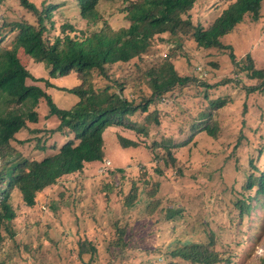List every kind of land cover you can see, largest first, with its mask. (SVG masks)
Listing matches in <instances>:
<instances>
[{"label":"trees","instance_id":"16d2710c","mask_svg":"<svg viewBox=\"0 0 264 264\" xmlns=\"http://www.w3.org/2000/svg\"><path fill=\"white\" fill-rule=\"evenodd\" d=\"M17 1L19 14L32 17L27 20L22 16L0 25V264L7 263L2 257L11 249L10 242L19 237L10 229L16 220L14 195L33 208L67 176L82 173L88 163L103 162L104 135L112 127L137 135L157 159L156 175L159 176L171 167L177 170V175L185 176L186 169H176L180 160L175 153L182 149L188 155L202 139L200 136H205L212 146L220 144L218 152L212 147L205 148L204 157L209 170L219 164L218 170L223 172V177L233 180L226 185L224 196H230L231 221L239 224L233 227L241 228L245 238L240 224L249 219L254 222V216L264 210V145L261 146L264 137L259 135V144H254L259 129L264 131V68L257 67L251 54L245 60H238L232 47L221 40L240 25L245 16L258 20L264 0H218L220 3L215 8H219L220 13L206 28L197 21L196 14L194 17L197 4L204 0H76L80 18L87 23L86 29L65 23L60 27L61 35L56 37L58 26L54 11L66 6L67 2L57 5L56 0ZM102 2H121L123 7L119 15H123L127 26L113 29L98 11ZM100 23L103 26L96 30ZM7 28L9 30L4 32ZM10 36H13L11 43L5 45ZM166 43L175 44L162 58L157 50L160 44ZM184 45L197 50L228 52L239 79L231 77L212 83L197 74L180 75L174 62L184 56L180 52ZM21 52L43 64L49 76L34 78L23 65ZM114 66L121 68L118 74L112 71ZM71 75H76L80 84L72 89H60L78 97L70 110L59 108L41 86L28 85V81L33 80L49 89L55 87L50 80ZM237 86L241 87L236 92L241 96L239 100L227 93ZM192 91L194 95L189 94ZM254 95L261 97L259 114L256 105L253 110L248 107ZM187 97L191 98L189 103L184 102ZM41 100L46 101L50 117L58 119L59 125L54 132L63 135L66 143L55 144L52 150L46 143L37 145L40 155L54 152L39 160L17 150L14 142L16 136L27 129V122H38L36 108ZM234 103L238 104L235 112L240 120L226 127L224 116ZM225 136H230L229 142L224 140ZM118 141L124 149L140 145L137 138L129 139L120 133ZM255 148L260 151L257 159ZM141 177L144 178L140 180L142 184L150 186L147 191L150 202L146 208L152 213L159 182L150 180L145 172H141ZM111 190V185L104 188L106 194ZM140 191L139 185L132 183L129 194L121 197L123 209L132 210L139 203ZM179 214L177 210L167 212L165 221ZM92 219L95 222V218ZM36 225V241L40 247L59 241L47 224ZM114 226L116 230L110 234L108 250L125 253L128 260L136 251L126 244L128 223L121 217ZM247 231L248 235L252 233V229ZM88 234L77 231L74 235L78 238L75 241L78 249L72 253L80 264L85 263L86 255L89 261L98 263V247L93 240H87ZM220 234L215 230H203L199 241L178 245L159 257L168 256L170 261L165 264H244L252 242L235 244L233 248L238 251H233L222 243ZM72 235L64 238L70 239ZM34 251L27 249L30 258L24 262L37 260ZM113 263L111 260L107 264ZM259 264H264V257Z\"/></svg>","mask_w":264,"mask_h":264},{"label":"rangeland","instance_id":"374dc122","mask_svg":"<svg viewBox=\"0 0 264 264\" xmlns=\"http://www.w3.org/2000/svg\"><path fill=\"white\" fill-rule=\"evenodd\" d=\"M220 1L204 0V2L201 1L197 4L194 17L196 14V18H199L197 21L204 28L218 17L220 10L215 6ZM63 2H67L66 6H60L54 11V20L58 26L54 33L55 37L61 35L60 27L65 23L81 30H85L87 25L80 18L75 5L76 0H56L57 5L63 4ZM122 7L121 2H102L98 11L113 29L118 30L127 26L123 15H119ZM19 12L17 0H1L0 25L4 21L19 20L22 16L31 20V15H20ZM21 14L23 13L21 12ZM102 26L103 24L100 23L96 30ZM8 30L9 28L5 29L4 32ZM12 37H9L5 45L11 43ZM221 42L232 47L238 60H245L247 55L251 54L257 62V67L264 68V3L258 20L254 21L251 16H245L243 22L223 37ZM174 44H160L157 50L159 55L164 58L165 52L173 50L172 45ZM181 49L180 52L184 56L174 62L180 75L197 74L212 83L231 77L239 79L232 67L228 52L217 49L197 50L191 45H184ZM20 59L34 78L49 76L43 64L34 62L23 52L20 53ZM120 70L121 68L117 66L112 68V71L117 74ZM50 82L54 83L55 87L46 89L45 84L36 83L33 80H29L28 85L41 86L59 108L70 110L78 102V97L60 89L77 87L80 82L76 75L53 79ZM240 88L237 86L236 89H229L227 93L230 96L235 95V98L239 100L241 96L237 95L236 92ZM189 94L194 95L195 92L192 91ZM260 100V96L251 97L248 101L249 110H253L256 105V113L259 114V106L262 104ZM190 101L191 98L187 97L184 102L189 103ZM237 106L236 103L232 104L226 112L224 116L226 127L240 120L235 112ZM36 111L39 114L38 122H27V129L16 136L14 146L31 159L40 160L47 155L51 156L54 152L49 151V153L40 155L36 150L37 145L46 143L47 147L52 150L53 145L62 146L66 141H64L63 135L54 132L59 121L55 117H50L45 100H41ZM118 133L129 139L137 138L140 142L135 133L122 132L115 127L109 128L104 135L103 162L88 163L82 173L67 176L59 182L57 187L48 191V195L42 199L41 203L33 208L26 206L17 195H14L12 203L16 212V220L11 223L10 229L16 232L19 237L15 242H10L11 249L6 250L2 257L6 259V264H80L76 262V254L72 253V250L78 249L75 243L78 238L74 237L77 231L80 234L88 232L87 240H93L98 247V263L89 261V255H86L84 264H107L111 260L115 262L113 264H165L166 261H170L168 256L159 257V255L166 254L178 245L199 241L200 232L203 230H215L222 233V235L220 234L222 243L225 246L229 245L230 248H233L235 244L248 245L252 242L253 247L248 248L249 254L244 264L260 263L264 257V218L261 219L264 210L254 216V222L249 219L240 224L245 231L243 233L245 238H243L241 228L240 230L236 228L239 225L236 224L237 221H231L233 214L228 211L230 196L226 197L228 194L224 196L226 185L229 186L233 180H226V177H223V172L218 170L220 168L217 162V166L209 170L204 157L206 155L205 148L212 147L218 152V145L220 144L212 146L211 141L207 140L205 136H200L202 139L188 155L182 149H177V153H175L177 160H180L176 169H186L185 176L177 175V170H172V167L166 170L163 176H159L156 175L158 162L153 157V152L142 142L137 148H122L118 141ZM259 135L264 137V131L260 132L259 129L254 142L256 146L260 142ZM224 140L229 142L230 136H225ZM150 141L152 142V140ZM263 145L264 140L261 146ZM254 151L257 159L260 151L256 148ZM181 156H184V160H181ZM108 163L109 166L106 165ZM201 164L203 167H200ZM141 172H145L150 180L159 182L160 189L152 213L147 211L150 202L147 191L150 186H144L140 181L144 180L141 177ZM117 183L121 187H117ZM132 183H137L141 189L138 198L139 203L132 210H125L122 207L121 197L129 194ZM106 185L112 186L109 194L104 191ZM173 210H177L180 214L174 219L165 221V218L168 217L167 212L171 213ZM92 217L95 218V222ZM121 217L128 223L126 244L136 250L135 254L128 260H126L127 255L125 253L113 249L108 250L110 234L116 230L114 223ZM37 223L47 224L50 227V232L59 241L46 243L40 247L36 241ZM230 225L236 227L231 229ZM248 229H252V233L249 235L247 234ZM70 233H73L70 239H65L64 236ZM6 239H8L7 235ZM32 240L35 243L32 244ZM27 249L35 250L36 261L24 262V259L30 258L26 253ZM231 250L238 251L237 248Z\"/></svg>","mask_w":264,"mask_h":264}]
</instances>
